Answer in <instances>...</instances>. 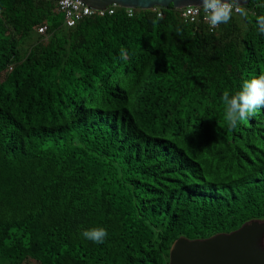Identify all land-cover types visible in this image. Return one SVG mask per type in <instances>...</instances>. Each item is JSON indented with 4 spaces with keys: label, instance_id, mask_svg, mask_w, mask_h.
I'll use <instances>...</instances> for the list:
<instances>
[{
    "label": "trees",
    "instance_id": "trees-1",
    "mask_svg": "<svg viewBox=\"0 0 264 264\" xmlns=\"http://www.w3.org/2000/svg\"><path fill=\"white\" fill-rule=\"evenodd\" d=\"M57 1L0 0V260L168 264L180 237L264 219V108L230 129L222 101L264 72V10L66 27Z\"/></svg>",
    "mask_w": 264,
    "mask_h": 264
},
{
    "label": "water",
    "instance_id": "water-1",
    "mask_svg": "<svg viewBox=\"0 0 264 264\" xmlns=\"http://www.w3.org/2000/svg\"><path fill=\"white\" fill-rule=\"evenodd\" d=\"M79 1L97 11L112 5L146 11L157 7L167 9L170 5L181 10L200 4V0ZM168 264H264V220H250L234 231L208 238L180 237L170 247Z\"/></svg>",
    "mask_w": 264,
    "mask_h": 264
},
{
    "label": "clouds",
    "instance_id": "clouds-1",
    "mask_svg": "<svg viewBox=\"0 0 264 264\" xmlns=\"http://www.w3.org/2000/svg\"><path fill=\"white\" fill-rule=\"evenodd\" d=\"M248 3L249 0H200L199 7L202 8L210 27L215 29L221 24H227L234 14L246 18ZM250 3L264 10V0H250ZM256 23L258 31L264 34V14L256 17ZM120 55L122 59H128L126 50L121 49ZM222 101L226 106V122L230 129H235L239 122L255 114L258 109L264 108V72L244 80L240 89L234 93L225 91ZM80 234L84 239L96 244L104 243L108 236L107 230L102 226L82 229Z\"/></svg>",
    "mask_w": 264,
    "mask_h": 264
},
{
    "label": "built area",
    "instance_id": "built-area-1",
    "mask_svg": "<svg viewBox=\"0 0 264 264\" xmlns=\"http://www.w3.org/2000/svg\"><path fill=\"white\" fill-rule=\"evenodd\" d=\"M58 10L64 13V21L66 27H73L79 21L83 20L86 17H90L92 15L104 16L105 14L113 15L116 8H119L117 5H112L105 10H93L84 4H82L79 0H58L57 1ZM158 7L154 8L153 11L158 12ZM127 16L131 17L134 13V9L124 8ZM180 11V19L185 24H193L197 22H202L206 25L209 32H214L215 29L211 28L207 19L205 18V14L199 6H188ZM158 16L161 14L158 12ZM45 27L40 28L38 32L43 34L45 32Z\"/></svg>",
    "mask_w": 264,
    "mask_h": 264
},
{
    "label": "rangeland",
    "instance_id": "rangeland-1",
    "mask_svg": "<svg viewBox=\"0 0 264 264\" xmlns=\"http://www.w3.org/2000/svg\"><path fill=\"white\" fill-rule=\"evenodd\" d=\"M0 264H13L12 261L0 260Z\"/></svg>",
    "mask_w": 264,
    "mask_h": 264
}]
</instances>
